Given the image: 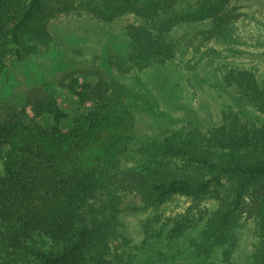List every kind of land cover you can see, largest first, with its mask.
Segmentation results:
<instances>
[{"label": "trees", "instance_id": "1", "mask_svg": "<svg viewBox=\"0 0 264 264\" xmlns=\"http://www.w3.org/2000/svg\"><path fill=\"white\" fill-rule=\"evenodd\" d=\"M233 1L89 0L72 8V2L0 0V71L8 61L47 47V24L70 12L102 23L133 18L128 62L141 69L165 64L177 50L174 29L207 21L204 37L222 36L232 24L225 10ZM87 79L65 86L74 99L71 117L48 92L0 115L3 264H133L125 258L115 215L123 193L115 173L134 138L124 98H145L153 113L156 107L124 83ZM223 80L263 120L228 114L217 128L188 123L143 144L140 152L149 162L134 188L144 194L149 211L146 235L187 239L195 255L207 257L250 223L256 237L250 264H264V85L247 70H230ZM178 200L186 207L167 213ZM225 260L229 264L226 255Z\"/></svg>", "mask_w": 264, "mask_h": 264}, {"label": "rangeland", "instance_id": "2", "mask_svg": "<svg viewBox=\"0 0 264 264\" xmlns=\"http://www.w3.org/2000/svg\"><path fill=\"white\" fill-rule=\"evenodd\" d=\"M48 1L72 2L74 8L78 1L89 0ZM225 14L232 24L224 35L205 38L204 32L210 29L207 21L179 26L171 32L177 44L173 60L142 69L127 59L133 18L102 23L86 14H61L47 24L51 36L47 47L39 48L35 55L8 61L0 71V115L22 108L26 97L48 92L71 117L74 99L65 93V86L81 76L92 83L96 78L124 83L131 93L152 98L155 113L148 110L145 98H124L133 119L134 138L115 173V185L123 191L115 212L118 232L125 237L120 244L125 258L133 264H226L225 255L229 264H250L256 243L250 223L237 230L231 243L199 257L188 247L187 239L168 242L145 234L143 221L149 211L143 208L144 194L134 188L149 162L140 152L143 144L162 139L188 123L203 130L217 128L228 114H236L242 121L263 120L223 78L230 70H247L264 85V0L233 1ZM1 169L0 163V173ZM186 205L185 201H174L167 213L182 211Z\"/></svg>", "mask_w": 264, "mask_h": 264}]
</instances>
